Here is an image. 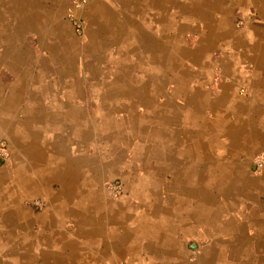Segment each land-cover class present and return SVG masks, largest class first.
I'll return each instance as SVG.
<instances>
[{"label":"rangeland","instance_id":"1","mask_svg":"<svg viewBox=\"0 0 264 264\" xmlns=\"http://www.w3.org/2000/svg\"><path fill=\"white\" fill-rule=\"evenodd\" d=\"M177 1H172L173 8L168 15H172L174 21H180L178 26L161 27V31L156 32H160L156 40L152 37L151 41L142 42L136 57L77 55L70 59L60 56L53 60L56 71L45 74V79L51 78L55 84L59 82L60 88L56 90L54 99L75 101L79 108L74 120L71 119L72 129L76 127L85 132L87 122L91 120L93 133L88 134L89 140L84 145L75 144V135L67 138L73 141L70 144L72 148L68 149L66 140L62 141L59 144L62 149L50 156L52 162L49 168L52 169L48 173L69 169L72 176L71 173L76 171L78 185H70L74 204H64L63 200L60 204L58 201L63 196L62 192L69 193L67 186L62 187L66 179H60L61 175L59 179L64 180L47 187L46 193L43 187H29V193L19 198L20 207L33 220L28 225L31 236L29 248L20 237L24 228L19 219L21 215L12 212L9 200L5 201L8 196L9 199L12 197L11 201L16 200L15 195L22 191L19 185L11 182L13 173L10 174L9 170L5 172L7 178L0 183V264H48L45 260L51 257L42 253L48 245L49 248L60 247L65 258L69 247L75 245L78 260L60 264H101V256H106L108 250L100 246V237L105 238L107 229L106 225H100V221L102 218L106 221V212L119 214L121 210V219L115 218L114 221L119 226L122 220L129 230L133 228L136 233L138 238L134 244L138 246L133 252L138 264H144L139 255L146 253L142 246L151 244V252L158 251L156 244L164 238L167 243L172 241L171 255L168 256L171 258L168 261L161 258L167 255L165 248L160 249L157 257L147 252L150 258L146 261L148 264H264V244L256 241L258 234H251L250 229L244 226L245 196L250 192L246 182L249 184L257 180L264 163V153L257 151L247 157L244 150L240 151L245 148H242L243 139L222 133L220 129L225 120H232L233 126L234 115L230 112L233 107L229 106V98L225 97L229 93L228 84L235 82L237 88L245 82H261L262 75L264 78V60H259L262 56L255 47L264 40H252L254 35H264V17L257 19L255 12L249 11V7H244L243 2L237 0L240 3H234L224 11V15L221 14L222 22L226 23L228 18L224 29L214 25L213 14L227 5L214 6V0ZM182 1L184 5L181 7ZM65 17L68 20L66 14L62 19ZM223 29L229 37L228 41L218 40ZM78 44L83 45L79 39ZM94 50L99 53L98 48ZM198 50H203L205 57L202 60L206 66L186 67L184 62L191 64V52ZM43 57L46 68L52 59L46 51H43ZM255 64L259 66L258 70H255ZM168 69L174 70L170 76L166 71ZM185 80L194 86L189 91ZM138 86L142 89L141 94L134 95L130 90ZM46 90L54 92L53 89ZM196 94L198 99L203 95L206 97V101L199 106ZM186 98L192 99V107ZM70 118L67 116L64 119L65 126ZM214 127L219 130L218 134H212ZM166 134L167 137H164ZM215 142L220 144V149ZM0 150V160H7L8 149L4 140H0ZM71 158L73 162H68ZM79 159L88 160L81 162ZM259 160L262 164L257 167L255 164ZM185 172L193 181L204 172L208 179L204 183L209 180L210 183L198 188L193 182V186L186 187L179 183L180 173ZM175 173L178 181L173 177ZM214 176L221 180L222 187H212ZM89 181L92 186L86 185ZM93 194L98 202H102L98 208L96 199L89 196ZM15 202L14 208L17 205ZM4 204L7 208L10 206L11 211L4 210ZM52 205L55 208L53 219L50 215L52 210L48 209ZM73 208L79 215L69 219L66 214ZM191 212L199 215L198 220L206 215L212 216L207 222L211 219L219 223L231 219V222L216 235L206 232L208 228L202 229L199 221L197 227L193 224L187 226V235L181 234L180 227L185 225ZM43 214L46 218L50 216L51 223L54 221L53 227L44 223L38 227V217ZM181 214L186 216L181 218ZM173 216L177 217V221L170 220ZM82 217L86 223H75ZM38 229L44 232L45 237L52 238L41 249ZM189 243H195L194 247L190 248ZM20 246L23 248L18 250ZM128 250L130 247L124 248L125 253L130 252ZM23 256L26 258L22 259ZM129 260L127 257L121 264H129Z\"/></svg>","mask_w":264,"mask_h":264},{"label":"crops","instance_id":"2","mask_svg":"<svg viewBox=\"0 0 264 264\" xmlns=\"http://www.w3.org/2000/svg\"><path fill=\"white\" fill-rule=\"evenodd\" d=\"M172 1L88 0L85 5L74 11V17L79 22L78 28H75L66 17L64 20L62 19L67 12L68 0H0V140L6 142L8 149L7 160H0V183L6 180L7 174L5 172L9 170L10 174L13 173L10 177L11 182L19 185L22 191L20 194L15 195L17 196V210L14 208L15 200L13 199L11 201L12 197L9 199V196L5 198V201L9 200V203L12 205V212H25L20 207L18 200L29 193V187H43L46 193L47 187L54 185L56 181H63L64 179H60L62 177L65 178V176L67 177L62 182V187L67 186L69 193L66 195L65 192L61 191L63 198H59L58 201L61 203L63 200V203L67 202L69 204L75 201L70 195L73 191L70 185H78L75 179L77 177L76 171L73 174L71 173L72 176L69 175V169H63L60 173L58 169L54 173H48L52 169L49 168L52 162L50 156L62 149L59 145L62 141L66 140V147L68 149L72 148L70 144L73 141L70 142L71 139L67 138H73L76 135L75 144L84 145L89 140L90 133L93 132L90 129L91 120L87 122L88 126H86L85 132L77 130L76 127L72 129L73 122L71 119L74 120V114L77 113V109L79 108L74 103L75 101L73 102L71 99H64L63 101L54 99L55 94H57L56 90L60 88L59 82L57 81L55 84L51 78L45 79V74H54V70L56 71L54 67L55 58L62 56L63 58L70 59L77 55H82L83 57L99 56L98 58L109 56L136 57L141 51L142 42L147 43L153 39L152 37L156 40L157 34L160 33L156 32L161 27L178 26V22L180 21H174L172 15H168L173 8L171 6ZM174 1L178 2L177 0ZM239 1L214 0V6H218L219 4L227 5V7H220L216 13L214 12L213 23L216 27L224 28V25L228 23V18L226 19V23L222 22L224 20L221 14L224 15L225 10ZM241 1L244 7H249V11L256 13L257 19H263L264 0ZM180 3L182 7L184 2L182 1ZM74 30L80 33V35L77 36ZM166 33H168V30H166ZM218 38H220L218 40L225 39V41L229 39L226 36L225 30L219 34ZM78 39L83 45H77ZM214 39L217 41L216 37ZM252 40L258 42L263 41L264 35H254ZM123 42H125V46L118 45V43ZM255 47L259 51L260 56H262L259 57V60H264V43H257ZM97 48L99 53L94 52V49ZM43 51H46L49 54V58L52 59L48 61L46 68H44ZM203 57H205L203 50L191 52L189 57L191 64L188 65V62H184V64L186 67L205 65L202 60ZM257 64L260 65L259 62ZM257 64H255V70L259 69ZM166 71L169 72L168 76H170L174 70L168 69ZM121 78L123 79L124 77L122 76ZM260 80L261 82L257 81L252 84H246L245 82L241 87L237 88L235 87V82L228 84L227 88L229 93L225 97L229 98V106L231 105V108L233 107L230 110L231 114L234 115L233 126L231 125L232 120H225L224 124H220L222 133H228V135L233 134L243 139L242 148L244 146L245 148L240 151L244 150V154L247 157L257 151H263L264 153L263 75L260 76ZM45 83L47 84L46 88ZM184 83L185 86L187 85L188 91L194 87L187 80ZM46 89H53L54 92L51 93ZM191 100L187 102L190 104L192 102ZM196 101L199 106L200 103L206 101L205 95L201 99H198V94H196ZM67 116L72 118L67 119L68 124L65 126L63 122H65L64 119ZM215 128L212 134H218L219 130L216 131ZM77 131L80 133H77ZM164 137H167V134ZM164 137L160 136L163 140ZM215 143V146L220 149V144ZM87 160L82 159L80 161L85 162ZM70 161L73 162L72 158L68 160V162ZM76 161L78 162L77 157ZM45 163H47L46 166ZM228 164L229 161H227ZM251 168H254V165H251ZM1 171L4 172L1 173ZM60 175L62 177L59 179ZM179 176V183L186 185V187L193 186V182L198 188L200 186H208L210 183V180L204 183V180H208L204 172H201L194 181L187 177L186 172L180 173ZM173 177L174 179L177 177L176 173ZM176 181H178V178H176ZM254 181L249 184L246 182V187L250 188V192L245 196L244 226L250 229L251 234H258V238L256 239L254 237V239L264 244V163L257 176V180L255 179ZM211 183L212 187H222L221 180H218L217 176L212 178ZM86 185H91L90 181L89 183L86 182ZM41 192L43 193V190ZM79 193L81 195L84 194L83 191H79ZM230 193H234V190ZM230 193L228 196L231 195ZM89 196L91 199H96L97 208L102 204V202H98V198H95L94 194ZM195 199L197 200V198ZM190 200L194 201V199ZM5 205L4 210L9 212L10 209L11 211V207L9 206L7 208ZM48 209L52 210L50 215L53 219L55 208L52 205ZM121 212L119 214L106 212L104 214H107L106 221L104 218L101 219L102 222L100 221V225H106L107 229L105 238L100 237V240H98L101 241V248L105 246L108 250L106 256L104 254L101 256L103 259L101 264H121V261L126 260L127 257L130 258L128 261L129 264H138L137 257L135 256L136 253L133 252L138 246L134 244V240L138 238L137 235L135 236L136 233L133 231V228L129 230V227L122 220L119 222V226L114 221L115 218H120ZM191 213L188 214L189 218L186 220L185 225L180 227L179 231L181 234L187 235L189 232L187 226L190 224L196 226L199 221L202 224V229L208 228L206 232L216 235L219 234L222 227L229 221L231 222V219L225 220L222 223L215 222L212 219L210 220L211 222H207L212 216L207 217L206 215L198 220L199 215L194 212ZM184 216L186 214H181L180 217L183 218ZM170 220L175 222L177 221V217L173 216ZM70 221L73 222V220ZM82 221L84 222L83 217ZM47 225L53 227L54 221ZM38 227L40 228V225ZM174 230L177 232V228ZM202 232H205V230ZM37 234H39V229ZM129 242H132V245L129 246ZM170 244H172V241H168L167 243L166 238H164L156 244L158 245V251L153 250L151 252L153 249L150 246L151 244H144L142 248L143 251L144 249L146 250V253L151 252L156 257L160 249L164 250L165 248L164 251L167 255L161 258L167 259L168 261L171 258L168 257L171 255L169 251L171 248ZM125 247H130V250H128L130 252L125 253ZM137 253L139 254V252ZM146 253L139 254L144 264H148L146 261L150 259ZM133 255L135 258H133ZM93 259H95L94 254Z\"/></svg>","mask_w":264,"mask_h":264},{"label":"bare ground","instance_id":"3","mask_svg":"<svg viewBox=\"0 0 264 264\" xmlns=\"http://www.w3.org/2000/svg\"><path fill=\"white\" fill-rule=\"evenodd\" d=\"M199 12V11H198ZM217 17V16H216ZM166 36V35H165ZM163 41H164V39H163ZM158 57V56H157ZM149 60V59H148ZM150 60H152V59H150ZM151 62V61H150ZM150 68L152 69L153 68V66H152V64H150ZM150 69V70H151ZM151 72V71H150ZM155 76V75H154ZM156 77H157V75H156ZM157 83V82H156ZM157 84H159V83H157ZM182 85V84H181ZM130 89V88H129ZM141 88H140V86H138V88L136 87L134 90L133 89H131L130 91L131 92H133V94L134 95H137L139 92H140V94H141ZM153 93V92H152ZM149 96V95H148ZM150 101V100H149ZM153 110V109H152ZM146 114V113H145ZM85 135V134H84ZM83 135V136H84ZM76 136V135H75ZM170 137V136H169ZM83 138V137H82ZM81 158H83V157H81ZM70 175V174H69ZM68 175V176H69ZM62 177V176H61ZM63 178V177H62ZM66 178V177H65ZM20 194V193H19ZM16 201V200H15ZM71 202V201H70ZM73 202V204H74V201H72ZM71 202V203H72ZM16 203V202H15ZM60 204H62V202L60 203ZM65 204V203H64ZM67 205H68V203H67ZM70 206V205H69ZM16 208V210H17V205L15 206ZM19 210H21V209H19ZM75 211H77L75 208H73V209H71V211H69L66 215H67V218H69V219H73V216L74 215H79V213H75ZM65 212V211H64ZM78 212V211H77ZM11 214V213H10ZM17 214H19V215H21V218H19V219H21V222H22V226L24 227L23 228V230H22V232L23 233H21V238L23 239V244H26L27 245V247L29 248V246H31V244L29 243V239L31 238V236H30V232L28 231V225H30L31 223H33V220H32V218L28 215V214H26V212H24V211H19ZM49 215V214H48ZM39 218V223L40 224H38V225H42L43 223H44V225H46V224H51V222H50V216H48L47 218L44 216V214L41 216V217H38ZM76 218V217H75ZM17 220V219H16ZM37 221V220H36ZM77 222H79V223H81V221H82V219H80V220H76ZM18 222H20V220L18 221ZM102 222V221H101ZM15 223V222H14ZM19 228V227H18ZM48 231V230H47ZM24 234H25V238L23 237L24 236ZM44 232L43 231H39V235H41V236H39V238H38V241L41 243V246H40V249H41V247H42V245L43 244H46L47 242H50V241H52V238L51 237H45L44 235ZM49 236V235H48ZM42 237V238H41ZM55 237V236H54ZM53 237V238H54ZM56 238V237H55ZM20 242V241H19ZM20 245V244H19ZM26 245H24V246H26ZM29 245V246H28ZM52 245V244H51ZM49 246V245H48ZM47 246V248L45 249V250H43V254H45V256H46V254L47 255H49L51 258H53V260L51 259V258H49V257H47L46 258V262L48 263V264H60V263H62V262H65V261H68V260H70L71 262L72 261H74L75 259L76 260H78V258H77V253H76V248H75V245L72 247V248H70L69 247V254L67 255V258H65L64 257V252H63V250L59 247V248H49ZM26 247V248H27ZM23 248V247H22ZM21 248V246H20V248L18 249V250H21L22 249ZM47 249H50L51 251H48V252H46L47 251ZM26 251V250H25ZM28 251H29V249H28ZM60 251H61V253H60ZM16 253V252H15ZM22 253V252H21ZM30 253V252H29ZM32 253V252H31ZM20 254V253H19ZM18 254V255H19ZM24 254V253H23ZM16 255V254H15ZM73 255L76 257V258H74L73 259ZM13 258V257H12ZM16 258V257H15ZM26 258V257H25ZM24 258V256H23V258L22 259H25ZM43 258H45V257H43ZM14 259V258H13ZM55 260H56V262H55ZM23 263V262H22ZM28 264V263H27ZM29 264H31V263H29ZM33 264V263H32ZM45 264V263H44Z\"/></svg>","mask_w":264,"mask_h":264},{"label":"built area","instance_id":"4","mask_svg":"<svg viewBox=\"0 0 264 264\" xmlns=\"http://www.w3.org/2000/svg\"><path fill=\"white\" fill-rule=\"evenodd\" d=\"M88 0H68L67 12L66 16L68 20L72 23L73 27L78 28L79 22L74 17V11L77 10L79 7L85 5ZM1 151V150H0ZM262 161H258L255 166L260 167Z\"/></svg>","mask_w":264,"mask_h":264},{"label":"water","instance_id":"5","mask_svg":"<svg viewBox=\"0 0 264 264\" xmlns=\"http://www.w3.org/2000/svg\"><path fill=\"white\" fill-rule=\"evenodd\" d=\"M189 247H190V248H193V247H194V244H193V243H190V244H189Z\"/></svg>","mask_w":264,"mask_h":264}]
</instances>
